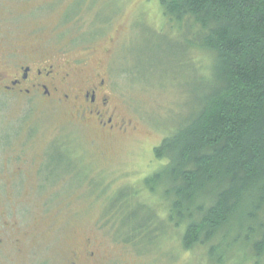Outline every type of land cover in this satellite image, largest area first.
<instances>
[{
	"label": "rangeland",
	"instance_id": "374dc122",
	"mask_svg": "<svg viewBox=\"0 0 264 264\" xmlns=\"http://www.w3.org/2000/svg\"><path fill=\"white\" fill-rule=\"evenodd\" d=\"M186 32L162 16L158 0H0V69L12 73L32 59L76 68L79 79L106 72L116 118L127 122L123 132L91 142L104 133L36 98L0 92V165L23 168L19 183L0 191V226L18 224L4 237L1 258L62 264L72 241L91 237L101 264H208L204 247L184 249L175 233L152 239L149 252L139 254L113 240L102 216L110 198L160 166L153 148L190 114L198 77L208 80L209 59L201 69L187 60ZM39 166L44 190L35 180ZM133 199L163 220L159 195L144 191ZM47 225L50 238L34 244V231L46 233Z\"/></svg>",
	"mask_w": 264,
	"mask_h": 264
},
{
	"label": "trees",
	"instance_id": "16d2710c",
	"mask_svg": "<svg viewBox=\"0 0 264 264\" xmlns=\"http://www.w3.org/2000/svg\"><path fill=\"white\" fill-rule=\"evenodd\" d=\"M158 1L188 31L187 60L198 69L210 60L209 77L153 148L160 166L102 216L113 240L139 254L175 233L184 249L204 247L208 264H264V0ZM144 191L159 195L163 220L133 199Z\"/></svg>",
	"mask_w": 264,
	"mask_h": 264
},
{
	"label": "flooded vegetation",
	"instance_id": "af4514ba",
	"mask_svg": "<svg viewBox=\"0 0 264 264\" xmlns=\"http://www.w3.org/2000/svg\"><path fill=\"white\" fill-rule=\"evenodd\" d=\"M77 77L76 68L64 70L62 65L50 62L38 65L31 59L23 64H17L12 73L0 69V92L25 99L36 98L46 106L50 105L64 111L62 114L67 120L83 126H93L106 135L94 136L91 142L99 137L108 138L107 136H112L116 131L123 132L127 122L122 118L119 120L116 118L117 108L111 102L113 90L106 72L95 71L84 79ZM9 168L7 164L0 165L1 192L6 188V184L12 186V181L19 183L23 171L18 165L12 171L8 170ZM40 169V166L37 167V178H35L39 186ZM40 187L44 190L47 185ZM47 202H51V199H47ZM17 226L16 222H8L0 226V233L5 231V234L0 236V247L4 244V237L11 235L10 230ZM46 227V233L34 231V244L50 238L53 233L52 227L50 228L49 225ZM6 239L13 244L19 242L18 238H15L14 242L9 237ZM80 241L74 240L68 245L67 256L62 264H101V260L96 256L92 238L85 237ZM0 264L15 263L6 262L0 257Z\"/></svg>",
	"mask_w": 264,
	"mask_h": 264
}]
</instances>
